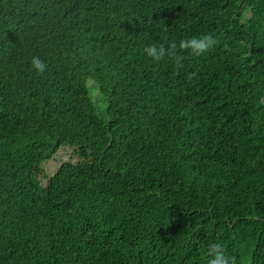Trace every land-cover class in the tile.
Returning a JSON list of instances; mask_svg holds the SVG:
<instances>
[{
	"label": "trees",
	"instance_id": "obj_1",
	"mask_svg": "<svg viewBox=\"0 0 264 264\" xmlns=\"http://www.w3.org/2000/svg\"><path fill=\"white\" fill-rule=\"evenodd\" d=\"M0 182V264H264V2L0 0Z\"/></svg>",
	"mask_w": 264,
	"mask_h": 264
},
{
	"label": "clouds",
	"instance_id": "obj_2",
	"mask_svg": "<svg viewBox=\"0 0 264 264\" xmlns=\"http://www.w3.org/2000/svg\"><path fill=\"white\" fill-rule=\"evenodd\" d=\"M261 1L264 2V0ZM224 4L230 5V0H224ZM11 18L12 15H6V20ZM13 20L16 23V19L14 18ZM217 43L218 41L215 37L211 34H205L202 36H193L191 38L182 39L178 44L173 41L167 47L163 44L152 43L143 49V54L146 58H149L155 63L161 62L166 57L170 58L174 61V66L179 69L183 67L182 60L184 57L182 53H188L190 56L199 57L215 47ZM41 56L34 55L30 62L31 69L36 74H43L48 68L49 62L43 61ZM73 68L77 69L76 66ZM1 183L3 182H0V184ZM207 255L209 257L208 264H237V258L235 256H229L226 253L225 247L221 243H212L208 245ZM0 261H3V259H0Z\"/></svg>",
	"mask_w": 264,
	"mask_h": 264
}]
</instances>
